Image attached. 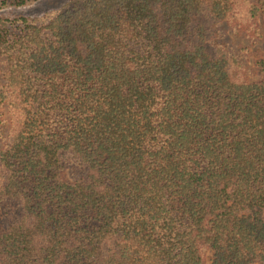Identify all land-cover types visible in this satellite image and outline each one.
<instances>
[{
    "label": "trees",
    "instance_id": "16d2710c",
    "mask_svg": "<svg viewBox=\"0 0 264 264\" xmlns=\"http://www.w3.org/2000/svg\"><path fill=\"white\" fill-rule=\"evenodd\" d=\"M263 40L264 0L0 16V264H264Z\"/></svg>",
    "mask_w": 264,
    "mask_h": 264
},
{
    "label": "rangeland",
    "instance_id": "374dc122",
    "mask_svg": "<svg viewBox=\"0 0 264 264\" xmlns=\"http://www.w3.org/2000/svg\"><path fill=\"white\" fill-rule=\"evenodd\" d=\"M70 0H41L31 6L19 9H8L0 11V16L5 17H15V16H25V17H34L40 16L47 12L59 9L61 6L66 4ZM255 1V0H250ZM241 44L247 46L250 50V53L260 52L264 53V40L256 45H249L246 41L240 42ZM249 63L252 64V56H250ZM2 143L0 142V146ZM6 219L4 217L0 218V231L6 228Z\"/></svg>",
    "mask_w": 264,
    "mask_h": 264
}]
</instances>
